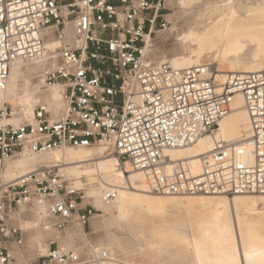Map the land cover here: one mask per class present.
I'll return each instance as SVG.
<instances>
[{"label": "built area", "instance_id": "1", "mask_svg": "<svg viewBox=\"0 0 264 264\" xmlns=\"http://www.w3.org/2000/svg\"><path fill=\"white\" fill-rule=\"evenodd\" d=\"M161 3L0 0V87L15 63L41 60L47 45L57 42V58H47L37 78L48 89L60 86L64 101L55 112L39 100L31 119H15L10 103L0 106V264H96L107 258L102 250L89 256L76 242L66 245L74 231L87 237L99 210L85 203L83 188H75L58 163L4 177L7 164L23 156L106 144L125 169L144 175L156 195L264 194V71L231 72L219 84L214 65L175 70L154 59L145 36L155 30ZM237 93L250 135L220 141L219 123ZM206 136L215 139L214 148L199 156L201 171L193 174L189 157L172 153ZM115 198V189L103 194L107 203ZM30 212L50 234L44 253L28 249L21 224Z\"/></svg>", "mask_w": 264, "mask_h": 264}, {"label": "bare ground", "instance_id": "2", "mask_svg": "<svg viewBox=\"0 0 264 264\" xmlns=\"http://www.w3.org/2000/svg\"><path fill=\"white\" fill-rule=\"evenodd\" d=\"M176 4L179 9L176 15L192 14V17L186 18L187 24L181 36V47L185 55L174 57L170 62L172 68L181 70L202 64L214 65L219 84L226 82L231 72L264 71V0H176ZM150 35L147 33L145 40ZM57 46V42L48 44L50 51L46 50L45 58L41 60L15 63L8 84L0 87V106L9 103L4 100L15 99L16 103L20 102L19 99L23 100L20 102L23 110L15 108L18 113L15 119L20 116L30 119L33 117L36 97L28 90L21 94L19 90L23 80L26 84L29 83L26 76L34 71L35 64L45 62L49 57L54 60L57 58ZM149 46L150 44L145 46L147 52ZM40 85L41 89L43 86L41 83ZM51 89L52 100L59 106V101L63 100L62 89L58 85L49 88ZM221 90L222 87L219 86L218 91ZM51 108L60 112L64 108V101L59 110ZM249 135L248 112L243 96L237 93L230 110L219 123L216 139L236 142ZM214 144L215 139L206 136L194 145L172 154L176 158L189 157L191 172L198 174L201 171L199 156L213 150ZM108 152L106 144L98 145L97 149L65 147L49 152L46 154V162L37 164L35 159L41 157L23 156L7 164L4 177L16 179L41 163L54 162L61 168H71L65 172L72 173L79 179L86 177L88 184H92L97 179L95 175H98L102 188L115 189L114 202L119 208L120 218H134L139 229L135 230L136 233L131 238L110 236L108 241L99 243L96 249L93 246L90 254L92 252L96 256L100 250L107 254V258L100 261L101 264H120L116 259V251L125 253L126 256L144 254L148 257V264H167L168 260L185 255L190 256L194 264H198L200 259L205 264H219L227 259L229 241L231 245H235L238 231L243 232V241L253 254L254 264H260L264 253V194H240L233 197L156 195L149 191L140 171L132 170L129 166L125 169ZM96 154L99 155L96 160H86ZM94 161L95 168L85 166ZM97 194L103 196V190H99ZM168 207L196 214L190 233L185 228L176 227L173 221L165 222L163 219L148 221L141 226L144 216H163ZM78 236L81 237L79 233ZM48 246L49 244L41 246V251L46 252ZM65 247L66 245L61 244V248ZM245 264H248L246 258Z\"/></svg>", "mask_w": 264, "mask_h": 264}, {"label": "rangeland", "instance_id": "3", "mask_svg": "<svg viewBox=\"0 0 264 264\" xmlns=\"http://www.w3.org/2000/svg\"><path fill=\"white\" fill-rule=\"evenodd\" d=\"M178 10L179 9L177 7L176 0H162L158 11V19L156 22L155 30L148 38L146 37L145 40V46L147 44H150L148 50L149 54L156 60L166 61L170 63L174 57H180L185 55V52L181 47V43L183 42L181 36L182 31L183 29H185L187 24L186 20L192 17V14H184L178 16L176 15L179 12ZM44 64L45 62L35 64L34 71L26 76L29 80V83L26 84L25 80H23V84L19 90V93L21 94L23 93V91L28 90L29 92L34 94L37 99V102L39 100H45L54 109L56 108L57 110H59L63 106V100L59 101L60 104L58 106L57 102L52 100V89L49 90L44 86L40 89L41 81L38 80L37 73L41 71V68L44 66ZM19 100L20 102L23 101L22 99ZM4 101L11 103V105H13V107L16 108L18 111H20V109L23 110L22 103L18 101V103H16L15 99ZM97 147L98 145L88 148L97 149ZM108 154L110 153L108 152ZM47 155L41 158H37V160L35 159L36 164L39 162H46ZM98 157L99 155L96 154L87 157L86 160H96ZM95 165L96 164L94 161V163L88 162L85 166H91L92 168H95ZM63 169L64 171H66L71 168ZM66 173L71 178L75 188H83V193L85 195V203H90L97 210H99L98 215L91 219V224L87 229V237L82 238L78 236V233L74 231L69 234L70 237H67L68 244L66 245L69 246V244L76 242L78 245L82 246L84 251H87V254L89 256H94L92 252L91 254L89 253L92 250V247L94 246L96 249V247L99 246V243L108 241V238L110 236L131 238L136 233L135 230L138 231L139 225L136 223L137 221L134 218H120V212L117 204L114 201L112 203H107L103 200L102 195L97 194L99 190H103L104 193L107 189L102 188L100 185L90 184L88 186H84V183H88L86 177L79 179L72 173ZM95 177L97 179H95L93 182L100 180L98 175H95ZM30 213L32 215L30 217H27L26 220L22 222L21 226L27 231L28 249L31 252H35L37 251V247L40 249L41 246H46L48 244L47 240L50 237V234L41 230V228L39 227V222L36 219L34 212ZM195 216L196 214L194 212H186L185 209L168 207L163 216H144L143 220H141V226L146 225L148 221L163 219L165 222L173 221L176 227L185 228L186 231L190 233L192 230L193 218H195ZM115 255L116 259L120 261V264H148V257L141 253H137L132 256H126L125 253L116 251ZM101 263L102 262H98V264Z\"/></svg>", "mask_w": 264, "mask_h": 264}, {"label": "snow or ice", "instance_id": "4", "mask_svg": "<svg viewBox=\"0 0 264 264\" xmlns=\"http://www.w3.org/2000/svg\"><path fill=\"white\" fill-rule=\"evenodd\" d=\"M237 240L235 245H231L229 241V249L227 259L219 262V264H245V258L248 264H254L253 254L249 251L248 245L243 241V232L238 231L236 233ZM197 256H199V250L197 249ZM167 264H194L193 259L185 255L182 258H173L167 261ZM198 264H205L204 260L200 259ZM260 264H264V253H262V259Z\"/></svg>", "mask_w": 264, "mask_h": 264}]
</instances>
